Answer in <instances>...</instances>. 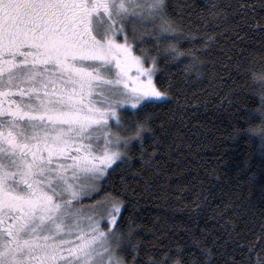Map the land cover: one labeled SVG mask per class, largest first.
Wrapping results in <instances>:
<instances>
[{"label":"snow or ice","instance_id":"snow-or-ice-1","mask_svg":"<svg viewBox=\"0 0 264 264\" xmlns=\"http://www.w3.org/2000/svg\"><path fill=\"white\" fill-rule=\"evenodd\" d=\"M249 39L264 46V0H0V264H264V207L239 186L220 189L222 236L129 212L144 192L187 198L167 168L192 146L183 89L157 77L172 65L242 112L229 138L264 152V93L249 107L229 69ZM199 183L197 212L215 198Z\"/></svg>","mask_w":264,"mask_h":264},{"label":"trees","instance_id":"trees-1","mask_svg":"<svg viewBox=\"0 0 264 264\" xmlns=\"http://www.w3.org/2000/svg\"><path fill=\"white\" fill-rule=\"evenodd\" d=\"M197 2L203 4L206 0H197ZM241 47L244 50L241 52L237 49L229 69L239 87L237 94L242 93L246 97L249 107H258L259 97L253 91L249 69L253 65L264 63V46L249 39L242 42ZM237 63L240 64L239 69L236 67ZM177 66L172 65L163 75L158 73L157 77L161 87L167 86L169 78H172L174 80L172 92L175 94L178 88H182L183 91L179 93L180 102L187 105L185 120L187 128L183 131L186 132L185 142L192 146L182 147L183 155L174 154L176 159L167 162L172 188L185 187L187 198L177 202L173 196L165 202L160 198L158 191L155 195L144 192L131 200L129 212L137 223L169 229L178 232L180 237H186L185 230H188L196 232L199 238L206 229L222 236L221 225L224 221L218 214L223 210L225 197L221 195V188L229 192L237 190L239 186L241 195L247 197L257 207V211L260 207H264V201L261 199V186L264 185V152H261L258 140L248 145L242 139H230L231 125L236 123L234 117H239L242 112L238 113L227 105L221 108L212 88L204 84L185 83L182 75L176 71ZM165 67L161 64L162 70ZM216 70L223 75L219 67ZM194 75V73L190 74L189 78ZM178 122L179 117H177ZM240 123L247 126L243 121ZM177 159L179 164L176 162ZM201 180L204 182V188L210 189L215 198H209L206 204L201 201L203 207L197 212L191 193L199 190ZM108 183L119 190L121 184L119 173L113 174ZM156 183L163 184L164 178L158 177ZM137 192L139 193V188ZM230 215L232 213L228 212L224 218L227 219ZM246 220L247 217H243L237 221V231L245 228ZM254 231L258 233L259 227L257 226ZM211 240L212 235H209V243ZM253 240L252 232L241 233L242 244Z\"/></svg>","mask_w":264,"mask_h":264},{"label":"clouds","instance_id":"clouds-1","mask_svg":"<svg viewBox=\"0 0 264 264\" xmlns=\"http://www.w3.org/2000/svg\"><path fill=\"white\" fill-rule=\"evenodd\" d=\"M249 79L258 94L264 93V63L250 67Z\"/></svg>","mask_w":264,"mask_h":264}]
</instances>
